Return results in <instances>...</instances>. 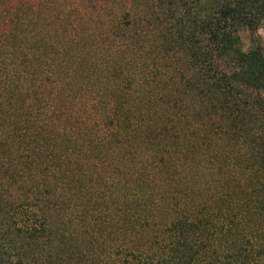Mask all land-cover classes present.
Returning <instances> with one entry per match:
<instances>
[{
  "label": "trees",
  "instance_id": "1",
  "mask_svg": "<svg viewBox=\"0 0 264 264\" xmlns=\"http://www.w3.org/2000/svg\"><path fill=\"white\" fill-rule=\"evenodd\" d=\"M262 28L264 0H0V264H264Z\"/></svg>",
  "mask_w": 264,
  "mask_h": 264
},
{
  "label": "rangeland",
  "instance_id": "2",
  "mask_svg": "<svg viewBox=\"0 0 264 264\" xmlns=\"http://www.w3.org/2000/svg\"><path fill=\"white\" fill-rule=\"evenodd\" d=\"M102 17V22H106V24L108 23L107 17L105 16H101ZM257 36L264 41V28L260 29L257 33ZM243 48L246 49L249 47L250 41H249V37L247 34H243Z\"/></svg>",
  "mask_w": 264,
  "mask_h": 264
}]
</instances>
